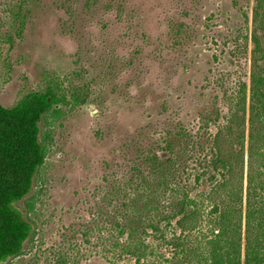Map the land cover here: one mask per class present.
<instances>
[{"label": "rangeland", "instance_id": "374dc122", "mask_svg": "<svg viewBox=\"0 0 264 264\" xmlns=\"http://www.w3.org/2000/svg\"><path fill=\"white\" fill-rule=\"evenodd\" d=\"M254 5L0 0L1 226L29 217L35 233L21 256L0 264H111L107 214L133 194L119 196L131 168L146 172L148 151L162 158L164 133L176 127L202 145L185 151L184 171L200 167L208 149L199 137L226 124L238 86L249 84ZM48 84L65 102L48 121L42 188L27 216L32 191L23 198L15 187L35 168L29 135Z\"/></svg>", "mask_w": 264, "mask_h": 264}, {"label": "trees", "instance_id": "16d2710c", "mask_svg": "<svg viewBox=\"0 0 264 264\" xmlns=\"http://www.w3.org/2000/svg\"><path fill=\"white\" fill-rule=\"evenodd\" d=\"M254 1L249 84L238 86L226 124L211 139L199 137L208 149L200 167L184 171L185 151L202 145L176 127L164 133L162 158L148 151L142 159L146 172L131 168L119 196L122 189L133 194L107 214L105 252L113 255L107 258L111 264H264V0ZM50 85L38 92L43 106L29 135L36 145L35 168L29 181L19 180L15 187L22 197L32 191L24 200L27 216L42 188L37 186L50 145L48 121L65 102ZM40 121L45 129L38 127ZM180 173L186 180H176ZM1 221L0 263L21 256L35 239L29 217L5 228Z\"/></svg>", "mask_w": 264, "mask_h": 264}]
</instances>
